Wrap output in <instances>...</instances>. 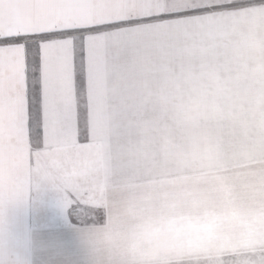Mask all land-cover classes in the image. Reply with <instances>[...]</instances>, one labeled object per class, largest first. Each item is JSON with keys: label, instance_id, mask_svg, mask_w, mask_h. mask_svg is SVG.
Listing matches in <instances>:
<instances>
[{"label": "crops", "instance_id": "obj_1", "mask_svg": "<svg viewBox=\"0 0 264 264\" xmlns=\"http://www.w3.org/2000/svg\"><path fill=\"white\" fill-rule=\"evenodd\" d=\"M179 96L220 97L219 119L205 115L213 120L200 124L203 146L197 145V114L182 124ZM132 110L117 121L111 108L93 109L89 145L98 156L92 161L79 155L85 146L74 136L50 137L40 157L17 129L6 135L0 264H256L250 257L264 254L259 43L238 84L235 74L218 73L151 85L140 103L141 155L135 157L131 129L122 128Z\"/></svg>", "mask_w": 264, "mask_h": 264}, {"label": "snow or ice", "instance_id": "obj_2", "mask_svg": "<svg viewBox=\"0 0 264 264\" xmlns=\"http://www.w3.org/2000/svg\"><path fill=\"white\" fill-rule=\"evenodd\" d=\"M257 43L264 0H0V151L14 128L87 146L94 108L118 121L167 77L238 84Z\"/></svg>", "mask_w": 264, "mask_h": 264}, {"label": "rangeland", "instance_id": "obj_3", "mask_svg": "<svg viewBox=\"0 0 264 264\" xmlns=\"http://www.w3.org/2000/svg\"><path fill=\"white\" fill-rule=\"evenodd\" d=\"M167 98V96H166ZM179 100L181 103V120H182V124H188V114L192 115L193 112L197 114V123H198V134H197V145L199 144H205L204 143V136L205 134L203 133V129L200 126L201 123H203L204 116L205 115H209V114H213V117L216 119H219V114H220V97L219 96H179ZM166 105L170 104L172 105L173 103V98L172 96H169L166 100ZM170 102V103H169ZM168 103V104H167ZM169 106V105H168ZM194 110V111H193ZM190 111H192L190 113ZM218 116V117H216ZM206 119H212V117L208 116ZM129 121V123H128ZM127 121V126L131 125V127H125V123L122 125V128H127L131 129L130 134L133 136L132 137V141H130L129 143H131V152L133 154V157L135 156H140V103L138 105L133 106V110H132V117H130ZM192 121V120H191ZM213 124V123H212ZM213 127H215V125H212ZM201 130V132H200ZM124 131V130H123ZM121 134L122 136L125 135V132H121L118 133ZM210 135H212L210 133ZM207 142L206 144H208L209 142V137L207 138ZM211 144H215V138L214 135H212V137H210ZM128 143V144H129ZM211 154H212V150L208 149ZM198 155H204V150L203 149H198L197 151ZM80 156L86 157V159L91 158H96L98 156V151L93 148L92 146H85L82 149H80ZM37 156L40 157H45L46 153L45 152H38ZM88 171H92V165L88 164V167L86 168Z\"/></svg>", "mask_w": 264, "mask_h": 264}]
</instances>
